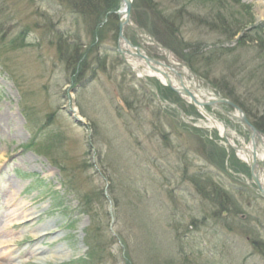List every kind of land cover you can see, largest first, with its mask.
<instances>
[{
  "label": "rangeland",
  "instance_id": "374dc122",
  "mask_svg": "<svg viewBox=\"0 0 264 264\" xmlns=\"http://www.w3.org/2000/svg\"><path fill=\"white\" fill-rule=\"evenodd\" d=\"M263 2L148 0L216 92L170 53L187 88L204 100L233 97L264 129ZM73 6L0 0V264H264V200L247 166L186 99L164 98L158 80L124 62L118 31L106 25L95 40ZM124 31L167 62L143 32ZM208 112L248 147L229 107ZM210 181L241 214L218 213ZM44 225L57 240L35 244ZM35 245L57 256L37 260Z\"/></svg>",
  "mask_w": 264,
  "mask_h": 264
},
{
  "label": "trees",
  "instance_id": "16d2710c",
  "mask_svg": "<svg viewBox=\"0 0 264 264\" xmlns=\"http://www.w3.org/2000/svg\"><path fill=\"white\" fill-rule=\"evenodd\" d=\"M73 2V10L77 11V13H80L85 18V22L89 24V29L91 28L92 36L95 37V40L99 38V34H101L104 30L103 28L107 26L113 27V30L115 34H117L118 31V23H117V9L118 5L120 4V0H72ZM150 3V2H149ZM142 6L144 9L142 10ZM146 6V8H145ZM153 5L148 4V0H136V3L132 6L131 11V18L133 22L140 28L147 31L151 37L160 45L170 50L179 60L180 62L184 63L186 66H188L191 71H193L196 75L201 76V74L198 73V71L193 67V62L188 57L186 58L182 54V47L179 42L180 38H178V31L174 29V26L172 22H170L167 18H162L160 15H158L154 9L152 8ZM146 10L150 11V15L146 13ZM177 18V17H176ZM23 34H19L16 37V41L19 43L23 42ZM62 37L58 36V43L61 47V41ZM95 42V41H94ZM182 48V49H181ZM83 56V53H81L77 59H73V63L76 64L80 57ZM74 68V66H73ZM79 67H76L75 74L78 78L79 74ZM84 72V70H82ZM82 76V73L80 74V77ZM203 78V76H201ZM206 79V78H204ZM203 80V79H202ZM207 80V79H206ZM205 81V80H204ZM207 82V81H206ZM75 84V83H74ZM160 89V88H159ZM161 95H163L164 98L170 100L173 99L174 101H178V95L168 88H165L160 90ZM225 99L232 102L234 105H236L238 108H240L246 115V117L249 119L248 114H246V110L243 107V105L238 102L236 99H234L231 96L225 95ZM251 124L260 132H263L264 129L261 125H258L255 122H251ZM230 176V175H229ZM209 186L214 190L213 193L210 191L211 195H207V199L210 197L211 199H208L210 201L214 202V205L219 209L218 213L220 211H225V213L230 215L237 216L238 214H241L242 211L239 209L236 205V202L233 201L232 197H229V193L225 191H220L219 188L215 186L214 183L210 181L207 182ZM232 189V188H231ZM201 191V189L199 190ZM204 191V190H202ZM246 189H244V192L246 193ZM209 196V197H208ZM222 199L224 203H222ZM255 247H258V244L255 243Z\"/></svg>",
  "mask_w": 264,
  "mask_h": 264
},
{
  "label": "water",
  "instance_id": "95a60500",
  "mask_svg": "<svg viewBox=\"0 0 264 264\" xmlns=\"http://www.w3.org/2000/svg\"><path fill=\"white\" fill-rule=\"evenodd\" d=\"M120 2L124 8V19H121V17H120L122 11H118L117 16L119 17V23H118V35H117L118 36L117 50H118L120 56L122 57V59L124 60V62L128 66H130V64L127 62V55H128L132 58L134 57L136 59L143 60L153 71L159 72L166 80V82L164 84H161L163 87L168 88L169 90L176 93L179 97H181L183 99H186V98L189 99V104L192 107H194L197 111H198V109L201 108L203 110L205 116L201 113H199V114L203 118H206V116H208V117L212 118L214 121H216L222 125L224 132L222 133L220 138L223 139L226 146L229 147L238 157L237 151L242 150L243 148L238 147L236 145H230L229 144L228 137L226 136V133H225L226 130H225L224 124L222 122H220L218 119H216L214 116H212L206 110V108H212V109H217V110L222 111L221 105H227L231 109L232 113L224 112V114L228 118L234 119L237 122H239L249 132V135H250L249 144L251 146V159L249 161H243L240 158H238V159L248 167L251 183L254 185L256 190L259 192L260 197L264 200V179L261 180V178H260V172L261 171L264 172V157L262 158L261 164H259V160H258V156H257V152H256L257 151V143H259L262 146V148H264V141L262 140L264 135L260 131H258L249 122L248 118L243 113V111L240 108H238L236 105H234L232 102H230L226 99H223V98L204 100V99H201L198 96H196L194 93H192L186 87V84L184 81L185 77L176 71V69L180 66L178 64H174L168 60V57H169L168 53L165 56L167 62L162 63V62H159V61H156L154 59L149 58L148 56L143 54L142 51L138 47H134L124 36V30L126 27L134 28L133 26H131L129 24L130 12H131V8H132V0H120ZM135 29H137V28H135ZM149 40L152 41L151 38ZM156 66L159 68H162V69H158ZM186 69L189 72V74L192 77H194L197 81L205 83L199 77L195 76L194 73L191 72L187 67H186ZM168 73H170V75H172L174 77V79L177 81V83H178L177 87L172 86L171 80L169 78L170 76L168 75ZM207 86L210 89L215 91V89L212 86H210V85H207Z\"/></svg>",
  "mask_w": 264,
  "mask_h": 264
},
{
  "label": "bare ground",
  "instance_id": "6f19581e",
  "mask_svg": "<svg viewBox=\"0 0 264 264\" xmlns=\"http://www.w3.org/2000/svg\"><path fill=\"white\" fill-rule=\"evenodd\" d=\"M263 7H264V2H263ZM121 11H122V13H121L120 17H121V19H124V8L123 7H122ZM169 61L171 62V58H169ZM127 62L130 64L131 68L138 75H140L142 77L154 78V79L158 80L160 84H164L166 82L165 78L159 72L153 71L143 60L136 59L134 57L132 58V57L127 55ZM157 68L158 69H162V68H159V67H157ZM168 75H170V73H168ZM169 78L171 80L172 86L173 87H177L178 86L177 81L173 80L172 76H170ZM184 81H185V78H184ZM185 84H186V82H185ZM186 87H187V84H186ZM186 100L189 102V99L186 98ZM198 113H201V114L204 115V112H203V110L201 108L198 109ZM205 119L208 122V126L211 127L212 129L216 130L219 133V135L221 136L222 133L224 132L222 125L220 123L214 121L212 118H210L208 116H206ZM228 142H229L230 145H235V143L232 140L228 139ZM242 148H243L242 150H238L237 151L238 158H240L243 161H249L251 159V146H250V144H248V147H242ZM262 150H263L262 154L259 155L257 153L258 160L260 162L262 161V158L264 157V148H262ZM263 174H264V172H263ZM263 177H264V175H263ZM263 179L261 178V180H263ZM37 217H38L37 214H31V215L28 216L27 220H31L32 221V220L36 219ZM26 221H25V223H26ZM52 233H53L52 230L44 225V226H42L40 228V230H38L34 234L33 242H35V244H40V242H42L43 239L46 238V237H49L47 239L48 242H53V240L56 241L57 240V236L56 235L52 236ZM40 251H41V249L37 248L36 245H35V249H33V253H34L33 255L37 256L38 257L37 260H40V261L41 260H46L47 261L49 258L53 259V258H55L57 256L56 254H53L51 256L40 255L42 253ZM10 261H9V263H4V264H14L13 261H12V263Z\"/></svg>",
  "mask_w": 264,
  "mask_h": 264
}]
</instances>
